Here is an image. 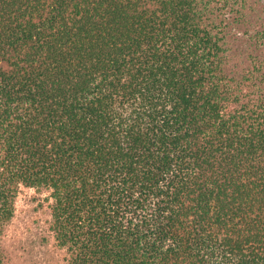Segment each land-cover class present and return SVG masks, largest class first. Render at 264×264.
Here are the masks:
<instances>
[{
    "label": "trees",
    "instance_id": "trees-1",
    "mask_svg": "<svg viewBox=\"0 0 264 264\" xmlns=\"http://www.w3.org/2000/svg\"><path fill=\"white\" fill-rule=\"evenodd\" d=\"M21 184L69 264H264V0H0V245Z\"/></svg>",
    "mask_w": 264,
    "mask_h": 264
},
{
    "label": "rangeland",
    "instance_id": "rangeland-1",
    "mask_svg": "<svg viewBox=\"0 0 264 264\" xmlns=\"http://www.w3.org/2000/svg\"><path fill=\"white\" fill-rule=\"evenodd\" d=\"M50 188L21 184L15 213L1 235L4 264H69L66 247L51 229L54 199Z\"/></svg>",
    "mask_w": 264,
    "mask_h": 264
}]
</instances>
